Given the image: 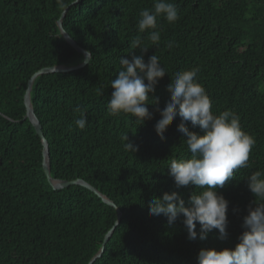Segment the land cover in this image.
Returning a JSON list of instances; mask_svg holds the SVG:
<instances>
[{
  "label": "trees",
  "instance_id": "trees-1",
  "mask_svg": "<svg viewBox=\"0 0 264 264\" xmlns=\"http://www.w3.org/2000/svg\"><path fill=\"white\" fill-rule=\"evenodd\" d=\"M179 19H157L161 40L139 33V12L154 0H0V264H87L105 234L118 224L91 264H198L201 249L234 248L248 207L255 206L247 177L264 171V0H168ZM64 10L65 15L61 18ZM62 29L89 54L79 68L44 73L31 85L30 101L49 151L53 180L83 179L53 188L43 170V145L26 117L24 95L31 76L44 67L83 61ZM140 35L146 53L131 49ZM172 41L173 47L166 44ZM157 55L167 73L149 94L151 119L112 115L110 82L120 57ZM200 69L215 114L232 110L255 139L249 167L234 171L217 192L229 202L227 238L213 229L205 240L188 239L183 217L173 225L149 215L148 204L177 192L188 205L196 186L177 188L168 175L171 159L190 158L177 116L161 139L155 125L170 101L167 85L181 70ZM147 83V81H145ZM85 111L86 127L74 120ZM190 131L203 134L186 122ZM138 149L125 150L123 137ZM199 223L196 231L199 233Z\"/></svg>",
  "mask_w": 264,
  "mask_h": 264
},
{
  "label": "clouds",
  "instance_id": "clouds-1",
  "mask_svg": "<svg viewBox=\"0 0 264 264\" xmlns=\"http://www.w3.org/2000/svg\"><path fill=\"white\" fill-rule=\"evenodd\" d=\"M162 17L172 24L178 21L177 6L168 0H154L150 8L140 10L137 29L139 33L147 32V39L153 45H158L161 33L157 19ZM131 49H140L146 53L149 47L144 44L140 35L132 38ZM166 47L172 48L169 41ZM120 70L111 80L113 89L107 108L112 115L129 114L141 125L146 119L152 118V113L146 105L157 104L158 98L149 103V94L155 93L159 79L167 71L155 54L145 63L143 55H132L131 59L120 57ZM198 67L181 70L171 76L167 85L170 101L163 110L157 108L161 119L155 125V131L161 139L164 138L168 126L179 116L181 122L178 132L183 134L190 158H173L167 168L177 188L194 185L196 189L191 194L188 205L177 192H165L162 198L150 199L149 215H163L168 225H173L179 217L188 233V239L205 240L213 229L218 230L219 239L227 238V210L229 202L217 192L229 181L234 171L248 168L249 155L255 145V139L245 132L240 124V117L232 110H224L215 114L212 102L205 88L198 82ZM147 81V83H145ZM80 117L74 120L75 125L83 130L87 124L85 111L76 109ZM191 122L193 128L199 127L203 134L190 131L186 122ZM125 150L135 152L138 149L123 137ZM248 188L254 195L255 206L248 207V214L243 218V232L238 237L239 242L234 248L216 250L201 249L197 255L198 264H264V171L256 170L247 177ZM199 223V233L196 231Z\"/></svg>",
  "mask_w": 264,
  "mask_h": 264
},
{
  "label": "water",
  "instance_id": "water-1",
  "mask_svg": "<svg viewBox=\"0 0 264 264\" xmlns=\"http://www.w3.org/2000/svg\"><path fill=\"white\" fill-rule=\"evenodd\" d=\"M65 13H66V10H64L61 18L65 15ZM58 24L61 27V31L63 32L64 37L71 44V46L73 48H75L78 52L83 53V55H84L83 61L81 63L77 64V65H71V66H50V67H44V68L40 69L39 71L35 72L31 76L29 81H28V86H27V89H26V92H25V95H24V104H25V107H26V117L30 120V122L33 125L36 133L38 134V136L41 139V142H42V145H43V157H44L43 158V163H42L43 164V170H44V173L46 175V178H47L48 182L53 186V188H61V187H66V186L71 185V184H79V185H82V186L88 188L89 190L93 191L97 195L101 196V194L97 191V189H95L91 184L87 183L83 179H74V180H69L68 181V180H53L51 178L50 167H49V159H48L49 151H48L47 141H46L45 137L43 136V133H42V130H41V125L39 123L38 118L35 115V112H34L32 106H31L30 89H31V85H32L33 80L37 76H39L41 74H44V73H49V72H57V71H66V70L76 69V68L84 66L87 63L88 59H89L88 52H86L84 49L79 47L73 41V39H71L69 37V35L62 29L61 19L58 20ZM101 197H102V200L105 203L109 204L110 206H113L116 209L117 218H116L115 223L112 226V228L105 234L100 250L92 257V259L87 264H91L95 260V258L97 256H99V254L102 252L104 244L107 242V240L109 239L110 235L114 231V228L118 224L119 219H120V215H121V212L119 211V208H117V206L111 200H109V199H107V198H105L103 196H101Z\"/></svg>",
  "mask_w": 264,
  "mask_h": 264
}]
</instances>
